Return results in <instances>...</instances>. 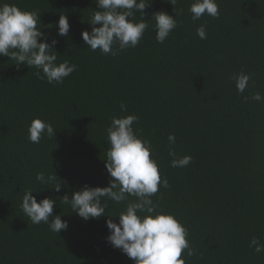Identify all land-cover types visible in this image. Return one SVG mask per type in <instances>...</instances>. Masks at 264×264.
<instances>
[{
	"label": "trees",
	"instance_id": "1",
	"mask_svg": "<svg viewBox=\"0 0 264 264\" xmlns=\"http://www.w3.org/2000/svg\"><path fill=\"white\" fill-rule=\"evenodd\" d=\"M193 2L148 0L140 43L112 56L92 51L81 37L99 10L95 0H0L38 9V27L48 42L58 41L57 64L77 66L53 85L34 76L35 68L0 57V264H134L106 239V215H118L125 204L108 201L105 216L85 221L61 198L85 185H109L106 130L112 117L129 114L139 117L133 128L151 141L152 158L168 179L169 187L152 197L157 211L188 229L195 255L186 264H264V252L249 246L253 237L264 244V102L250 99L255 92L264 97V0H217L219 18L196 21ZM159 11L178 21L162 44L151 19ZM65 15L69 34L58 36ZM200 25L206 39L197 35ZM241 71L252 77L244 93L231 79ZM34 118L50 122L55 135L30 142ZM169 134L177 156L192 157L188 166L171 167ZM40 172L54 179L41 184ZM29 189L39 191L37 202L56 201L52 215L67 220V230L31 222L21 209Z\"/></svg>",
	"mask_w": 264,
	"mask_h": 264
},
{
	"label": "clouds",
	"instance_id": "2",
	"mask_svg": "<svg viewBox=\"0 0 264 264\" xmlns=\"http://www.w3.org/2000/svg\"><path fill=\"white\" fill-rule=\"evenodd\" d=\"M95 3L99 10H94L88 22L91 31L84 30L81 33L84 44L92 51L99 49L101 54L112 56L128 48H135L148 28L144 11L150 4L148 0H95ZM170 3L174 6L176 0H170ZM137 12L141 17L139 21L135 19ZM189 12L193 21L199 20L205 14L213 19L220 15L217 0H194ZM40 17L38 9L24 10L15 3H0V57L15 61L17 68H35L33 75L38 79L61 85L77 66L70 64L68 60L57 64L59 54L55 51V45L58 41L53 38L48 42L47 34L41 30L42 27H38ZM151 19L156 22L155 39L160 44L164 43L178 25L175 15L163 11L154 13ZM57 26L58 36H68L70 24L66 15L59 17ZM196 32L199 38H207L205 25H200ZM251 78V74L243 71L231 76L239 93H244L249 87ZM247 99L249 97H245ZM250 99L257 103L264 102V97L259 92L252 94ZM120 110L127 112V106L123 102ZM138 119L135 114L114 116L106 130L110 147L106 151L105 166L112 178L109 185H85L71 196H62V202L70 205L72 212L85 221L105 216L108 201L125 204L124 210L118 215H106L109 217L106 226L110 232L106 239L113 248L119 249L134 264H186V260L195 255V250L187 239L188 229L178 218L172 213L157 211L158 205L152 197L158 193L160 187H169L168 179H162L159 165L152 158L151 141L142 136L140 129L134 130L133 124ZM28 133V140L38 144L44 135L53 137L55 129L50 122L34 118ZM168 142V154L172 157L171 167L188 166L192 157H178L171 147L176 142L175 134L168 135ZM36 179L41 184H47L54 177L49 175L46 178L45 173L40 172ZM53 189L59 192L61 184ZM38 192L25 190L22 211L33 224L43 222L56 233L67 230L68 221L62 220L60 215H52L56 201L45 197L37 202L33 193ZM112 217H118V223ZM249 246L256 253L264 252V244L256 237L251 239Z\"/></svg>",
	"mask_w": 264,
	"mask_h": 264
}]
</instances>
